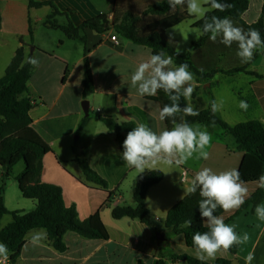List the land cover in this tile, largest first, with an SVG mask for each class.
<instances>
[{"label": "crops", "instance_id": "1", "mask_svg": "<svg viewBox=\"0 0 264 264\" xmlns=\"http://www.w3.org/2000/svg\"><path fill=\"white\" fill-rule=\"evenodd\" d=\"M34 1L55 5L61 13L56 18V27L48 24V17L53 12L49 5L31 8L27 0H0V79L19 48H24L26 61L33 56L38 59L39 65L33 66L26 96L33 103L30 112L33 126L52 148V152L43 158L41 181L61 187L65 204L76 207L80 220L99 213L109 239L89 240L70 232L64 238L67 250L59 252L48 240L47 232L36 229L27 234L15 264H155L159 260L164 264H186L175 262L173 256L187 255L198 259L196 249L187 246L184 235L173 234L165 227L167 214L189 194L186 189L197 171L204 167L215 173L238 170L245 152L222 129L207 128L212 137L206 148L209 153L207 160L193 158L180 166L160 162L151 170H160L164 174V179L147 193L146 206L151 225H143L130 218L114 220L112 209L122 205L134 206L136 182L150 170L139 173L126 165L115 135L99 118L111 116L118 124L144 123L159 133L172 127L170 119L161 121L158 115L159 109L171 101L162 90L154 97H141L131 87L132 73L153 55L151 49L119 38L113 29L105 33L86 29L80 31L77 38L62 30L69 23L80 27L99 17H104L110 24L109 16L114 14L116 0ZM203 4L205 8L207 4ZM263 5L264 0H249V7L241 17L243 23L248 26L257 23ZM192 16L194 20L167 30L165 36L178 43L177 51L181 56L192 54L201 67L217 71L208 81L200 80L194 74V91L189 100L181 97V107L190 104L200 112L208 108L212 97L220 105L217 115L229 126L251 121L264 125V49H258L257 57L258 50L247 63H242L237 56L235 43L227 47L219 42V38L193 52L192 44L201 37L196 39L193 24L202 18ZM233 23L242 27L236 21ZM112 36L118 37V45L111 41ZM70 43L75 45V55ZM85 60L89 62L95 82V93L86 99L83 95ZM238 67L246 68V71L227 73ZM85 100L90 102V120L80 131L81 123L87 118L82 108ZM240 101L247 102L246 110L239 106ZM182 115H177V122ZM84 147L88 149L90 167L108 183V191L113 193L111 198L109 192L84 178L75 161ZM246 187L248 195L245 201L260 188L257 182L246 183ZM4 193V204L11 211ZM28 201L32 208H36L34 200ZM239 209L227 211L221 217L226 224L236 225L238 234L248 233L249 240L238 245L236 255L221 249L215 258L205 256L203 261L215 263L225 258L232 264H245L244 258L254 253L251 264H264V221L257 218L252 207L238 213ZM11 222L12 217L5 215L0 231ZM37 234L44 238L34 244L33 237ZM9 259L10 253L7 258L0 256V264H11Z\"/></svg>", "mask_w": 264, "mask_h": 264}, {"label": "trees", "instance_id": "2", "mask_svg": "<svg viewBox=\"0 0 264 264\" xmlns=\"http://www.w3.org/2000/svg\"><path fill=\"white\" fill-rule=\"evenodd\" d=\"M27 1L31 8L51 6L53 12L48 17V24L56 27V18L61 13L53 3ZM220 2L231 4L232 7L221 12L215 9L210 10V5L207 4L205 8L209 10L206 12V18L210 19L212 16L229 17L231 20L240 23L242 28L244 26L245 31L250 28L258 30L261 39L264 40V5L260 20L248 26L243 23L241 17L249 7V0H220ZM194 18L188 14L186 6H177L173 10L169 7L167 0H159V2L157 0H116L113 20L110 24L105 21L104 17H99L85 22L80 27H75L69 23L62 30L77 38L79 32L86 29L99 33L113 29L119 38L147 47L152 50L153 54L163 52L166 56H171L176 66L187 63L193 74L200 80L208 81L217 70L204 69L195 62L192 54L187 56L177 54L178 43L165 36L167 30L194 20ZM203 23L204 20L201 19L193 24V28L202 30ZM209 35H202L197 42L192 44L191 50L195 52L206 47L210 41ZM259 52L260 50L256 52L255 57ZM33 68V65L25 60L24 48L21 47L8 65L5 75L0 79V169L3 182L0 187V225L5 215L12 217V222L0 231V243L7 245L11 264L17 263L27 234L36 229H44L47 232L48 240L59 252L67 250L64 238L70 232L89 240L109 239V232L99 213L91 215L86 220H80L76 207L65 204L62 188L41 181L43 158L52 152V148L49 141L33 126L30 116L33 103L26 95L28 94V83ZM243 71H246V68L238 67L229 70L227 73L233 74ZM66 75H68V70ZM94 93L93 72L88 60H85L84 98L86 99ZM153 99L158 101L157 98ZM212 102L213 98L211 97L208 108L198 112L199 115L197 116H185V120L192 124L200 123L209 129L220 128L230 135L239 148L245 152L238 169L241 179L246 183L258 182L260 176L264 175V125L259 121H251L237 126H229L216 112H212ZM99 119L108 131L115 135L116 142L122 152L124 134L136 127V122L118 124L111 116H102ZM89 120V117L83 120L80 131ZM87 156L88 149L84 147L75 158L84 178L109 192L108 183L92 170ZM21 161H24L25 168L16 178L19 190L23 198L36 202V208L28 213L9 211L2 197L5 189L4 181L10 177L13 168ZM163 179L164 174L160 170L149 171L141 176L135 185L134 206L122 205L113 208V219L119 221L123 218H130L138 220L143 225H151L150 212L146 206L147 193ZM109 195L111 198L113 193L109 192ZM200 199L202 198L199 195V189L195 194H188L170 209L165 220V227L171 230L173 234L184 235L187 246L192 249H195L192 242L194 233L209 231L206 221H203L200 216L198 207ZM263 202L264 189L259 188L245 201L238 213L247 210L249 207H252V211H254L256 206ZM224 213V210L217 208L214 214L222 216ZM187 220L192 221L191 226L185 225ZM227 252L236 255L238 245H234ZM173 260L186 262V264H232L231 260L225 258H220L215 263H209L187 255H175ZM155 264H164V262L159 260Z\"/></svg>", "mask_w": 264, "mask_h": 264}, {"label": "clouds", "instance_id": "3", "mask_svg": "<svg viewBox=\"0 0 264 264\" xmlns=\"http://www.w3.org/2000/svg\"><path fill=\"white\" fill-rule=\"evenodd\" d=\"M203 2L209 4L211 9L221 12L232 7L231 4L222 3L220 0ZM167 3L173 10L177 6H186L189 15L200 16L204 20L202 30H193L196 39L204 34H210L209 39L213 42L219 38V42L227 47L235 43L236 54L242 63L251 61L258 49H264V40L261 39L258 30L250 28L245 31L242 27L236 26L229 17L206 18L207 9L203 7L201 0H167ZM27 63L39 65L38 59L34 56L28 58ZM130 84L141 97H154L160 90L165 93L171 103L160 108L158 115L161 121L170 119L172 127L159 133L144 123L132 128L123 141V151L120 153L128 167L143 173L145 170L151 171L160 162L169 166H180L193 158L203 160L209 158L206 148L210 145L212 137L207 131V126L184 120L185 116H197L199 113L190 104L183 107L180 104L181 97L189 100L195 88V77L187 63H181L176 67L171 56H166L163 52L153 54L147 61L137 66L131 75ZM239 106L246 110L248 104L246 101H240ZM219 107L216 101L212 102L213 113L218 111ZM181 113L182 118L177 122L176 117ZM257 183L264 189V175L260 176ZM198 189L202 198L198 202L200 216L206 221L209 231L203 233L197 231L192 236L197 258L201 260L205 259V256L215 258L221 249L228 251L234 245L245 244L249 240L248 233L238 234L235 230L236 225L226 224L223 217L214 214L217 208L227 212L239 209L245 203L248 189L246 182L241 179L239 170L215 173L211 168L204 167L196 172L186 191L195 194ZM255 213L259 220L264 221V203L256 206ZM191 223V220L185 221L186 226H191ZM43 238L42 234H37L33 237V243H38ZM0 256L4 258L8 256L7 245L3 243H0ZM254 258V253H249L244 258L245 264H251Z\"/></svg>", "mask_w": 264, "mask_h": 264}, {"label": "rangeland", "instance_id": "4", "mask_svg": "<svg viewBox=\"0 0 264 264\" xmlns=\"http://www.w3.org/2000/svg\"><path fill=\"white\" fill-rule=\"evenodd\" d=\"M201 3L203 4V0H201ZM204 7V4H203ZM180 28V27H179ZM73 44V43H70ZM73 45H70V49L74 52L76 50ZM25 163L24 161L19 162L12 170L11 175L8 179L4 181L5 183V193L4 197H6L8 201V208L11 209V211H24L26 213L31 212L34 208L31 205V202L28 201V199H25L22 197L21 192L18 187V183L16 180L17 175L24 170ZM3 182L0 183V187L3 185Z\"/></svg>", "mask_w": 264, "mask_h": 264}, {"label": "water", "instance_id": "5", "mask_svg": "<svg viewBox=\"0 0 264 264\" xmlns=\"http://www.w3.org/2000/svg\"><path fill=\"white\" fill-rule=\"evenodd\" d=\"M82 108H83V111L85 113V116L86 117H89L90 115V102L88 100H85L83 103H82ZM159 240H162V238H159Z\"/></svg>", "mask_w": 264, "mask_h": 264}, {"label": "built area", "instance_id": "6", "mask_svg": "<svg viewBox=\"0 0 264 264\" xmlns=\"http://www.w3.org/2000/svg\"><path fill=\"white\" fill-rule=\"evenodd\" d=\"M109 20H113V15L109 16ZM111 41L114 43V44H119V39L117 36H112L111 37Z\"/></svg>", "mask_w": 264, "mask_h": 264}]
</instances>
